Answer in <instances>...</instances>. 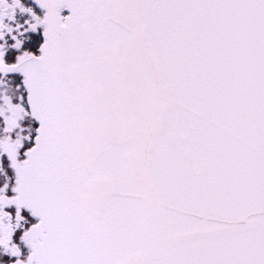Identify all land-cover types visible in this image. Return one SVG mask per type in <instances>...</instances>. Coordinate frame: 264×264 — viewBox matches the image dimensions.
<instances>
[{
  "label": "snow or ice",
  "instance_id": "1",
  "mask_svg": "<svg viewBox=\"0 0 264 264\" xmlns=\"http://www.w3.org/2000/svg\"><path fill=\"white\" fill-rule=\"evenodd\" d=\"M0 264H264V0H0Z\"/></svg>",
  "mask_w": 264,
  "mask_h": 264
}]
</instances>
